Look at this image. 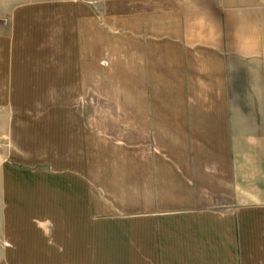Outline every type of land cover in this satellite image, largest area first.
<instances>
[{
    "label": "crops",
    "instance_id": "crops-1",
    "mask_svg": "<svg viewBox=\"0 0 264 264\" xmlns=\"http://www.w3.org/2000/svg\"><path fill=\"white\" fill-rule=\"evenodd\" d=\"M25 215L49 264H264V0L0 2V264Z\"/></svg>",
    "mask_w": 264,
    "mask_h": 264
},
{
    "label": "rangeland",
    "instance_id": "rangeland-1",
    "mask_svg": "<svg viewBox=\"0 0 264 264\" xmlns=\"http://www.w3.org/2000/svg\"><path fill=\"white\" fill-rule=\"evenodd\" d=\"M4 1L9 3L15 0H0V2ZM135 82L138 85L135 88H137L140 93V104L141 106H145V80L140 79V81ZM237 82L240 83L241 79H238ZM126 83L127 82H102L100 84L91 83L90 86H92L93 91L96 93V96L93 94L94 98L91 100V105L99 107L102 104L105 107L110 108L114 106L117 101L122 99L127 101L126 98L119 95V89H125L127 86ZM80 103L84 105L83 100H78V105ZM144 117L145 116H143V118ZM107 120H110V117H108ZM43 218V216L38 215H25L14 219L13 232H8L7 229L5 236L7 240L3 245L7 251L8 262L6 264H49L47 261L46 239L44 232L39 230L41 225L44 226ZM34 219L37 224L34 223Z\"/></svg>",
    "mask_w": 264,
    "mask_h": 264
}]
</instances>
